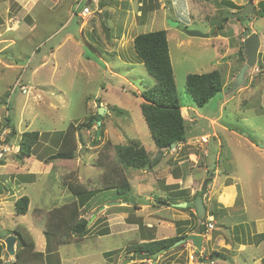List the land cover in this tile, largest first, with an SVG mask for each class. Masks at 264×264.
Wrapping results in <instances>:
<instances>
[{
    "label": "rangeland",
    "instance_id": "1",
    "mask_svg": "<svg viewBox=\"0 0 264 264\" xmlns=\"http://www.w3.org/2000/svg\"><path fill=\"white\" fill-rule=\"evenodd\" d=\"M148 1H144L142 6L146 21L136 24L131 31L167 30L175 85L181 105L188 107L183 109V113L190 131L183 145L163 150V157L156 166L133 169L122 167L117 162L114 144H126L129 139H137L146 151L155 149L139 107L143 101L140 92L146 86H153L155 80L135 54L132 42L127 40L122 48L114 49L120 52V59L112 55L113 52L105 53L100 42L93 39L96 40L98 33L101 36L102 28L106 30L108 27L114 34L118 26H113L104 15L94 14L103 27H96L91 32L94 33L92 36L86 30L80 33L78 18L73 16L67 22V5H64L65 11H58V6L48 13L46 22L40 23L42 34L28 36L21 31V27L28 23L26 15L19 12L21 5L13 0H0V235L6 236L7 232L15 229L23 235L30 234L35 242V251L47 256L42 258V264H196V258H191L195 250L191 243L180 244L154 260H132L131 255L126 253L127 246L142 239L171 237L180 230L185 237L197 232L201 219L193 208L191 211L195 216L188 210L165 204L132 205L123 202L117 198L115 187H112L116 184L110 186L108 179L116 183L120 177H125L130 185V196L134 199H146L148 196L149 200L173 203L170 199L174 193H179L176 195L178 200L189 195L186 189H175L180 186L178 178L184 176L182 179L188 185L191 180L188 176L192 175V184L199 190L206 177L204 169L207 162H216L213 164L216 174L229 172L242 178L240 190H237L238 198L241 193L244 199L245 210L239 212V207H236V214L240 220L245 214L247 221L240 227L245 228L249 221L264 217V153L249 143L252 141L257 146H264V74L249 67L242 85L249 81L250 87L235 93L220 107L221 101L229 94L218 93L203 107H197L185 86L186 74L213 69L221 71L223 80L231 79V75L245 61V50L240 41L245 38V29L248 33L255 29L259 36L255 66L262 63L264 69L263 16L254 12L238 16L230 14L238 11L233 3L241 7L247 0H229L233 2L232 6L220 0H150L153 6L151 12L146 9ZM129 2L134 6L136 1ZM86 3L87 0H83L82 4ZM254 5L261 10L264 0H255ZM76 10L72 8L73 13ZM134 14L135 11L131 15ZM224 17L228 19L224 20ZM220 24L223 25L221 29L218 27ZM233 28L236 38L232 36L235 32ZM185 29L208 33L209 36H189ZM66 33L73 34L77 43L63 41ZM222 35L228 36L226 41L221 38ZM109 40V46L113 48L112 39ZM239 50L244 53L242 63ZM49 51H52L51 54ZM47 53L45 68L32 75V68ZM249 76L251 79L246 80ZM99 107H104V111L98 122L96 115ZM219 110L222 114L220 119ZM6 122L8 126H5ZM69 124L77 129L74 134V157L54 158L52 155L57 152ZM221 124L237 134L221 131ZM13 129L15 133L11 136ZM27 130L38 131L39 141L29 156L20 159L17 158L18 143L21 134ZM204 134L209 136L208 142L201 143L198 136ZM96 137L98 141L94 143ZM114 169L112 177L106 176ZM65 177L84 183L93 195L83 196V202L88 204L83 203L79 209L80 215L88 220L86 232L81 236L67 235L64 238L67 242L58 244L52 237L49 242L43 234V215L74 198ZM255 178H262L260 185ZM106 185L110 186L109 190L105 189ZM169 189L174 193L168 194ZM23 195L29 198L27 211L17 214L15 200ZM193 196H189V200ZM205 198L212 206L207 214L213 216V212L216 213L213 216L214 230L202 232L205 235L202 245L207 247L203 250L205 261L208 264L210 261L214 264H234L231 262L234 257L238 259L237 263L251 264L249 257L245 260L243 257L250 250L244 252L235 246L233 240L237 239L239 229L229 222L231 214H234V203H239L241 199L236 198L233 206L224 207L217 202L216 193L210 194L209 199L208 196ZM178 221L183 222L179 224ZM218 234L223 236L220 241ZM6 237H0V264L4 261ZM18 244L16 240L15 250ZM48 245L50 248H47ZM212 249L224 255L226 253L225 261L217 256L210 260ZM14 259V255L9 257L10 261Z\"/></svg>",
    "mask_w": 264,
    "mask_h": 264
},
{
    "label": "trees",
    "instance_id": "2",
    "mask_svg": "<svg viewBox=\"0 0 264 264\" xmlns=\"http://www.w3.org/2000/svg\"><path fill=\"white\" fill-rule=\"evenodd\" d=\"M220 1L223 4H230L231 6L233 3L229 0ZM233 6L237 7L238 11H235V14H230L235 16L240 15L238 13L243 8V5L238 7L233 3ZM142 9L143 7H141V10ZM254 14L264 16V6H262L261 10L256 9ZM227 19L228 17H224V20ZM237 20H239V18ZM222 26L223 25L220 24L218 26L219 29H221ZM133 49L147 73L155 80V84L153 86H146V88L140 92V96L143 101L139 106L146 127L150 132L155 149L152 152L148 150L146 151L137 139H129L126 144H114L115 157L117 162L122 165V167H129L133 169H141L145 167L153 168L160 162L165 148H171L172 143L179 144L186 142L189 136L190 125L181 114L182 105L179 101L173 69L169 57L166 30L159 29L136 34L133 38ZM238 54L241 57L242 63L244 61V53L239 50ZM258 68L259 70L263 69V64L259 63ZM222 77L221 71L218 69H213L204 73L186 74V91L197 107H203L218 93H223L224 80ZM92 119L93 116L90 120ZM97 120L98 119H96V121ZM8 124L9 123L6 122L5 126H8ZM87 124L89 125V123ZM75 127L76 126L73 124H69L68 128L63 132L58 150L52 155L54 158L72 159L74 157V150L76 148L74 134L77 131ZM14 133L15 129L12 130L11 136ZM39 136L40 133L38 131H24L21 134V138L18 143L19 149L17 153H19V155L17 158L19 157L20 159H23L24 157L29 156L34 151V146H37ZM97 141L98 138L96 137L94 143ZM114 171L115 169L108 171L106 176L112 177V175L115 174ZM108 180V184L110 186L116 184L112 187H115L114 189L116 195L118 196L117 198H121L123 202L130 203V185L128 181L125 180V177H120L116 183L115 181L111 182L110 179ZM65 182L74 198L49 210L45 215H43V222L45 225L43 234L47 239H49V242L52 238H54L58 244L66 243L67 241H65L64 238L67 235L70 236L73 234L81 236L86 232L88 220L80 215L79 209L83 203H87L83 202V196L90 197L91 194L93 195L91 190L87 189L84 183L77 181L73 177H65ZM109 185H106L105 189L109 190ZM202 195L203 191H197L193 198ZM185 200H189V198L184 197L181 199V201ZM170 201L174 202L175 199L171 198ZM28 203L29 198L26 195L16 199L14 204L15 212L17 214L26 213ZM132 205H135V203L133 202ZM213 205L216 206V202H214ZM179 209L188 210L191 215H194L190 207ZM210 214L211 213L208 215ZM215 215L216 213L213 212V216ZM200 219V222L206 220L204 216ZM178 222L180 224L183 221ZM199 226L200 227L197 228V232L202 233L205 230V227L200 223ZM9 233H14L17 242H19L17 245L19 248L16 246L14 254L15 264H42V258H47V256H44L42 252L35 251V242L30 234L23 235L19 229L7 232L6 236L10 235ZM184 235L185 234H182L180 230L177 234L171 237H164L160 239L151 238L147 241L142 239L140 242H135L127 246L126 253H129L131 256L143 253L148 255L146 259H152V253L162 248H165V253L168 252L172 249L170 247L177 240L184 237ZM6 236L0 235L2 238ZM50 237L52 238L50 239ZM47 248H50L49 245ZM216 256L223 260L227 258L226 253L224 255L216 249L210 250V260H213ZM205 259V255L201 256L202 261H205ZM261 263L264 264V255L261 257Z\"/></svg>",
    "mask_w": 264,
    "mask_h": 264
},
{
    "label": "crops",
    "instance_id": "3",
    "mask_svg": "<svg viewBox=\"0 0 264 264\" xmlns=\"http://www.w3.org/2000/svg\"><path fill=\"white\" fill-rule=\"evenodd\" d=\"M13 1L16 4H18L19 6L21 5L19 12L20 13L23 12L26 15L25 18L28 19V23L25 25V27H23V26L21 27V31L26 33V35H28V36H33L34 33H35V35L42 34L40 29H39L40 27H42V25L40 23L43 21L45 23L46 19L48 17V13L53 12V9L57 8L58 6H59L58 11H59L61 9H64V5H67V7H66V11L68 13L67 14V22L70 19H72L73 16H74L73 18H78L79 22H80L79 23V29H78L79 32L83 33V31L86 30L87 34L89 36L94 35V33H91V32L95 31L96 27H98V26L103 27V25L96 20L97 18L94 16V14H98L101 17H102V15H104L105 19L111 20L112 25L113 26L117 25L119 29L116 33L113 34V32H111L108 27L105 28L106 30H104V28H102L101 29V33H102L101 36L98 33L96 35V37H97L96 40L95 39H93V40L100 42L105 53L111 54L113 52L112 55H115V57L119 58V59H120V52L115 51L114 49L117 47L122 48V46L124 45V43L127 40L131 41L133 44V38L138 33H135L134 32L135 30L131 31L132 27L136 26V24L138 25V23L142 24L146 21V19L142 16L143 12L141 10V7L143 6V4H145L144 1L147 2V0H135L136 2H135L134 6L130 5L129 0H87V3L85 5L82 4L83 0H13ZM241 4H243V3H241ZM86 6L89 8L90 13L88 15H83V14H81V10L83 9V7H86ZM89 6H91L92 8H90ZM67 8H68V10H67ZM72 8L77 9L76 13L72 12ZM69 9H71V10H69ZM146 9L150 12L153 10V6L151 7L150 0L148 1ZM64 11H65V9H64ZM129 11H131L130 15H128ZM133 11H135V14L132 16L131 14ZM141 16H142V19L140 20ZM261 18H264V16ZM67 22H64V24H66ZM251 24H252V22H250V25ZM235 29H237V26H235ZM235 29L233 31H235ZM58 30L59 29L57 28V30H55V31L57 32ZM253 31H256V30L254 29ZM166 34H167V30H166ZM218 36L219 35H217V37ZM232 36L236 38V31L232 34ZM221 38L226 41L228 36L222 35ZM109 39H112V42L114 44L113 48H111L109 46V42L111 41ZM65 40H70L71 43H73V44L77 43L75 41L76 40L75 37L71 33L64 34L63 41H65ZM240 41L243 42V38H241ZM88 45H90V47L93 48V46L91 44L88 43ZM59 46H60V44L58 46H56V48H59ZM93 49L96 50L95 48H93ZM51 52L52 51H49L48 53L51 54ZM48 53L43 54V56L40 57L39 62L31 70L32 75H35L39 70H42V68H45V66H46V62H45L46 61V55H48ZM79 54H80V51L78 52V55ZM223 56L224 55L222 54L221 57H223ZM236 73L237 72H235L233 75H231V79H225L224 80V86H223L224 91H223V93H224V95L229 94V96H227V98L224 101H221L219 107L222 106L223 102L228 100L235 93L238 94L240 92H243L244 89H248L250 87V85H249L250 83H249V81H247L244 85H240L238 88L234 89V91H231V92L228 91L230 86L233 84L234 76L236 75ZM249 79H251V76L247 77L246 80H249ZM263 104H264V102H263ZM263 104H262V106H263ZM183 109L187 110L188 107L184 106V105H182V107H181V114H182L183 118L185 119ZM184 112H185V114H188V111H184ZM218 113H219V119H220L221 115H222L221 111L219 110ZM222 125H224V124H221V129H220L221 131L227 130L232 134H237V132L230 130V128L227 129L226 127H224ZM238 134H241V133H238ZM217 137H218V143H219V145H221V140H220L219 135ZM214 140H215V138H214ZM249 143L254 148H257L258 150H261V151L263 150V153H264V146H262V147L257 146L252 141L251 142L249 141ZM183 144H179V145H183ZM261 148H263V149H261ZM180 163H182V161ZM214 163H216V162H214ZM207 164H206V167H207ZM263 165H264V159H263ZM263 168H264V166H263ZM206 169H208V167L204 169V172L206 173V177H207ZM38 170H40V168H38ZM263 172H264V170H263ZM228 173L229 172H227L225 174H219L218 175V174H216V171L214 170V175L212 177V180H210V182H208L206 193L203 196V202L205 204L206 213H208V208H211V206H209L210 203L206 201L205 197L208 196V199H209L210 194L214 195L216 193V197H218L217 202L223 204L224 207H227V205L233 206L232 202L235 201L236 198H238V190L237 189L240 190L239 185L241 184L242 178H241V176H239L237 174L231 173V175H230ZM187 176H188V174H187ZM188 177H190L189 179H191L190 183L188 185L185 183L186 182L185 179L184 180L182 179V178H184V176L183 177L181 176L180 178H178L177 180L179 181L178 183L180 184V186H176L175 189H186V192L187 193L189 192V195L187 196L189 198V196H191V195L193 196V194L198 190H196L195 186L192 184V181H193L192 175H190ZM149 178H154V177L150 176ZM263 178H264V174H263ZM255 179L258 181L257 183L260 185L262 178H255ZM226 180L229 182H227ZM169 191L170 192H168V194L174 193V191H172L171 189H169ZM178 194L179 193H177V194L174 193V197H172L173 199H175V201H181V199L184 198V196H182L181 199L178 200V196H176ZM239 194H240V196L238 199H241V200L239 203H234L235 204L234 205V207H235L234 214L232 213L231 214L232 219H229L230 224L233 227L239 229V232L237 233V236H236L237 239L234 238L233 241H234L235 246L240 248L241 250H244V252H246L247 249L250 250V252H248L247 256L243 255L244 260H245V257H249V259H251V262H252L251 264H262L261 263V257L264 255V236L261 237V236H257V235H264V217L263 218H256L255 220L249 221L248 222L249 224H247V226L245 228L240 227V225L246 224L247 220L244 218L245 214H242L243 220H240V216H238L236 214L238 212V209L236 207H239V212L240 211L244 212V210H245L244 199L242 198L241 193H239ZM147 198H148V196H147ZM211 217L214 219V217L212 215H211ZM250 225L252 228H250ZM230 229H231V227L228 228V230H230ZM213 230L214 229H212L210 231H206V232H212ZM192 233H197V232L194 231ZM198 234L202 235V241H203L205 238V235L202 233H198ZM223 234H224V232H223ZM218 235L220 237L218 239L219 241L221 239H223V236H220V234H218ZM187 245H189V244L187 243ZM14 246H15V244H14ZM213 248H216V247H213ZM205 249H207V247H205V245L204 246L202 245L201 251L203 252V250H205ZM257 249H259L260 251L257 252ZM244 252H242V253L244 254ZM260 252H261V254H259ZM236 260H238V259H236V258L234 259V257H233L231 259V262H233L234 264H240V263H237L238 261H236ZM3 264H4V261H3ZM210 264H214V262L210 263Z\"/></svg>",
    "mask_w": 264,
    "mask_h": 264
},
{
    "label": "water",
    "instance_id": "4",
    "mask_svg": "<svg viewBox=\"0 0 264 264\" xmlns=\"http://www.w3.org/2000/svg\"><path fill=\"white\" fill-rule=\"evenodd\" d=\"M254 1L255 0H247V2L243 5V8L241 9V11H239L238 14H251L255 11V5H254ZM236 12H233V14H235ZM176 25V23L174 24ZM184 32L189 35V36H193V37H208L209 34L208 33H202L200 31L197 30H188L185 29ZM243 35H244V40H243V47L245 50V61L244 63L240 66L239 70L237 71V74L234 77V81L233 84L230 86V88L228 89V91H233L234 89L238 88L240 85H242L245 82V72L247 71V69H249V67H253L255 66L257 63V53L260 47V39L258 34L255 31H252L251 33H248V30L245 29L243 31ZM260 73L264 74V69L260 70ZM104 111V107H99V112L97 113V121L99 122L100 117H101V113ZM172 147L175 146V143H172L171 145ZM262 147V146H260ZM211 173L209 174V176L207 178H205L203 180L202 183V187L201 189L204 191L207 183L211 180ZM129 201L130 203H139V204H145V205H151V204H160L161 200H149V199H145V198H138V199H134L132 196L129 197ZM166 206L168 207H175V208H185V207H192L195 209V213L197 215L198 218H202L203 215L205 214V204L203 202V197L199 196L194 198L191 201H179V202H174V203H169V202H163ZM100 208H103V206H101ZM187 241H191V243L195 246L196 250V254L199 253V250L201 249V245H202V235L198 234V233H189L187 234L185 237L177 240L170 248H174L180 244H184ZM16 242V237L13 234L8 235L5 239H4V243H5V252L3 255L4 258V264H15L14 261H10L8 258L11 255L15 254V248H14V244ZM162 253H165V248H162L154 253L151 254L152 259L154 260L158 255H161ZM148 257L147 254H143V253H139L136 255H132L131 259H146ZM197 264H203L201 261H199Z\"/></svg>",
    "mask_w": 264,
    "mask_h": 264
},
{
    "label": "clouds",
    "instance_id": "5",
    "mask_svg": "<svg viewBox=\"0 0 264 264\" xmlns=\"http://www.w3.org/2000/svg\"><path fill=\"white\" fill-rule=\"evenodd\" d=\"M247 2V1H246ZM255 10H256V7H255ZM255 12V11H254ZM242 44H243V42H242ZM259 51V50H258ZM254 67V69L255 68H257L258 70L257 71H255V72H260V70H259V68L257 67V66H253ZM97 116V115H96ZM97 119V118H96ZM201 136H207V142H208V138H209V136L207 135V134H204V135H199L198 137L200 138ZM202 143V142H201ZM179 144H183V143H179ZM175 145H177V144H175ZM172 147V146H171ZM174 148V147H173ZM201 187H202V184H201ZM207 187V186H206ZM200 191H203L201 188L199 189ZM197 192V191H196ZM205 193H206V188H205V190L203 191V195L201 196V197H203L204 195H205ZM198 197V196H197ZM196 198V197H195ZM193 200V199H192ZM185 201H191V200H185ZM174 202H179V201H174ZM173 202V203H174ZM135 203V202H134ZM132 204V203H131ZM161 204V203H160ZM175 208V207H174ZM190 208H192V207H190ZM194 209V208H193ZM206 209V208H205ZM195 210V209H194ZM196 214V213H195ZM204 217H205V219L208 217V216H211V215H208L207 213H206V211H205V214L203 215ZM186 243H191V241H187ZM185 244V243H184ZM192 244V243H191ZM192 246L195 248V246L192 244ZM201 248H202V245H201ZM195 250H196V248H195ZM195 250H193V258H196V264L199 262V261H201L203 264H208L207 262H205V261H202L201 260V256H204L203 255V252L201 251V249L199 250V253L198 254H196V252H195ZM195 254V255H194ZM206 257V256H205ZM209 263H212V261H210Z\"/></svg>",
    "mask_w": 264,
    "mask_h": 264
},
{
    "label": "built area",
    "instance_id": "6",
    "mask_svg": "<svg viewBox=\"0 0 264 264\" xmlns=\"http://www.w3.org/2000/svg\"><path fill=\"white\" fill-rule=\"evenodd\" d=\"M89 13H90V11H89V8L87 6L83 7V9L81 10V14H83V15H88ZM257 70H258L257 68L254 69V71H257ZM200 142L206 143L207 142V136H201ZM200 224L204 225L205 231H210V230L214 229L213 218L211 216H208L206 218V220L200 222ZM188 244H190V243H188ZM191 258H193V257L191 256Z\"/></svg>",
    "mask_w": 264,
    "mask_h": 264
},
{
    "label": "flooded vegetation",
    "instance_id": "7",
    "mask_svg": "<svg viewBox=\"0 0 264 264\" xmlns=\"http://www.w3.org/2000/svg\"><path fill=\"white\" fill-rule=\"evenodd\" d=\"M207 163H208V164H207L208 169H206L207 177H208L209 174L211 173V174H212V175H211V180H212V177H213V175H214V167H213V166H214V165H213L214 163H209V162H207ZM212 165H213V166H212ZM207 167L205 166V168H207ZM210 168H211V169H210ZM207 177H206V178H207ZM209 182H210V181H209ZM202 183H203V181H202ZM207 184H208V183H207ZM198 191H200V190H198ZM198 197H199V196H198ZM193 199H194V198H193ZM163 202H164V201L161 200L160 203H161V204H164Z\"/></svg>",
    "mask_w": 264,
    "mask_h": 264
}]
</instances>
